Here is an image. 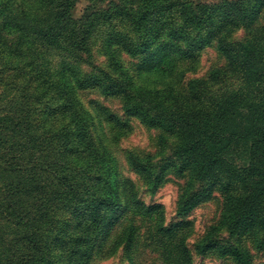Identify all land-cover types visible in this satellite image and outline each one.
Wrapping results in <instances>:
<instances>
[{"label": "trees", "instance_id": "1", "mask_svg": "<svg viewBox=\"0 0 264 264\" xmlns=\"http://www.w3.org/2000/svg\"><path fill=\"white\" fill-rule=\"evenodd\" d=\"M76 2L24 0L30 21L23 41L0 47V173L13 175L0 212L11 209L16 236L14 246L3 245L0 264H88L96 234L107 233L119 199L112 168L80 110L79 93L90 89L121 98L126 116L160 130V146L176 138L171 167L190 177L178 216L217 192L224 199L222 222L232 234L264 235V25L255 28L264 0H111L94 18L86 13L74 19ZM3 11L0 5L1 17ZM115 22L122 28L112 29ZM239 25L248 34L232 42ZM100 27L109 30L107 69L92 61L93 30ZM163 37L170 42L155 47ZM215 41L224 67L180 87L165 82L176 72V58L193 60ZM124 54L151 64L146 70L163 78L166 88L148 95L135 88ZM6 87L18 93L11 98ZM59 116L63 127H50L51 117ZM131 160L153 183L162 181L163 172L156 176L144 159ZM215 242L213 229L198 250H220ZM239 245L222 255L250 264V252ZM179 250L180 264H194L184 238Z\"/></svg>", "mask_w": 264, "mask_h": 264}, {"label": "rangeland", "instance_id": "2", "mask_svg": "<svg viewBox=\"0 0 264 264\" xmlns=\"http://www.w3.org/2000/svg\"><path fill=\"white\" fill-rule=\"evenodd\" d=\"M23 1L0 0V5L4 8V16H0L2 48H8L6 43L12 45V42L18 46L24 39L23 31L30 19L22 11ZM110 1L77 0L71 12L72 17L80 19L87 13V17L94 18L99 11H106L109 8ZM200 1L213 4L223 0ZM11 19L12 24L8 22ZM263 25L264 11L255 28ZM111 28L119 29L122 25L115 22L111 24ZM93 31L91 40L93 67L107 69L105 45L109 30L100 27ZM247 34L248 29L244 25H239L232 31L230 41H242ZM169 42V39L163 37L154 46ZM54 57L58 59L57 55ZM122 58L133 77L135 88L144 90L147 95L149 92L153 94L156 88H166V84L161 82L163 78L159 79L160 77L148 73L146 67L150 68L151 64L148 66L141 57L131 58L124 54ZM175 65L176 72L165 82L180 87L186 80L204 78L212 69L224 67L226 61L216 49L215 41L213 45L199 51L193 60L184 61L176 58ZM85 71L89 72V67L86 66ZM1 80L6 84L8 77ZM1 87H4L2 83ZM4 89L5 93H18V90L7 87ZM13 95L10 94V97L13 98ZM79 100L80 110L86 119L94 145L106 157L112 168L116 195L119 199L118 209L110 214L111 222L107 233L100 237L98 234L95 236L99 241L92 249V259L88 264H180L182 256L179 245L183 238L194 264H238L229 255L222 254L223 249L231 247L239 249V244L250 252L252 256L250 264H264V235H243L239 232L232 234L228 226L222 222L224 199L220 193L216 192L212 199L199 205L190 214L177 215L178 202L182 193L187 192L190 177L179 176L171 167L175 161L173 149L176 138L167 137L165 145L160 146L158 141L160 130L146 126L136 117L126 116L122 108L123 101L119 97H108L97 89H90L80 92ZM64 123L60 116L51 117L49 126L61 129ZM133 155L144 159L145 165L150 167L156 176L163 172L162 181L156 185L152 177L136 171L131 160ZM4 166L9 167L6 164ZM55 171L62 172V169L58 171L57 168ZM12 177V173L5 171L0 173V201L11 196ZM200 186L197 182L196 190ZM10 213L11 209L7 212L8 216L0 212V251L3 245L14 246L15 224ZM213 229L215 243L222 248L202 253V250H198V244Z\"/></svg>", "mask_w": 264, "mask_h": 264}]
</instances>
